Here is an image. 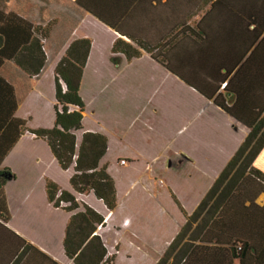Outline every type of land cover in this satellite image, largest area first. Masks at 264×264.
<instances>
[{
	"label": "crops",
	"instance_id": "0c3cea01",
	"mask_svg": "<svg viewBox=\"0 0 264 264\" xmlns=\"http://www.w3.org/2000/svg\"><path fill=\"white\" fill-rule=\"evenodd\" d=\"M132 4L126 9L129 10L127 13L115 17L107 15L106 18L114 26L110 27L79 7L75 0H0L1 29L6 28L8 21L12 29L24 27L26 21L44 27L48 39L53 36L63 38L54 55L48 51L47 45L46 50L43 47L44 63L34 75H29L9 60H3L0 64V179L4 169L10 172V177L0 184V215L6 216L5 222L0 219V264L13 262L14 254L2 252L3 241L12 239L13 234L45 255L30 252L25 255L26 259L19 258L20 261L15 264H73L62 248L64 228L71 211L52 206L44 190L46 181H51L60 189L71 192L68 182L71 168H60L46 141L35 137L28 129L52 126L54 65L71 40L87 37L90 49L79 83L81 93V83L89 69L94 45L85 31L78 30L83 21L101 27L109 34L105 60L98 67L90 68L105 70L92 72L97 83L111 80L116 74L113 71L123 62L132 64L137 61L141 69H146L145 77L150 75L152 79L165 83L170 80L169 83L181 85L180 89L187 91L182 98L178 93L175 95V106L160 105L158 109L163 117L171 111L170 125L172 128L175 123L177 143L187 126H191L190 133L204 134L211 127L210 116H221L225 126L242 130L225 164L248 129L216 105L213 97L218 95L219 101L227 106L235 102L237 111L251 99L255 100L256 106L264 104V86L261 88L258 82L259 70H264V0H138ZM114 5L111 0L107 1V14ZM129 35L149 48L152 45L156 47L147 52L132 43L127 37ZM117 37L135 46L139 55L126 60L121 54H113L118 61L108 59L111 44ZM228 70L225 79H221ZM202 92L212 95L208 97ZM151 95L148 99L161 100L164 97L165 101H172L173 96L158 91ZM180 101L185 103L180 104ZM154 109L157 112V108ZM256 110L252 112L250 109L246 116L250 115L251 118ZM33 114L39 116L35 121ZM41 115L45 121L40 120ZM84 129L102 133L93 127ZM193 140L188 136L184 142L192 144ZM180 148L183 152L189 151L184 144L177 145L173 153H178ZM108 153L107 139V149L102 159ZM166 156L162 158L164 161ZM116 158L118 161L123 158L127 162L129 160L125 155ZM103 163L109 165L108 160ZM256 168L264 174V169ZM81 195H92L97 199L92 193L75 194V199L79 205L82 200L98 211ZM259 196L261 198L257 200ZM254 202L263 205L264 194H258Z\"/></svg>",
	"mask_w": 264,
	"mask_h": 264
},
{
	"label": "trees",
	"instance_id": "16d2710c",
	"mask_svg": "<svg viewBox=\"0 0 264 264\" xmlns=\"http://www.w3.org/2000/svg\"><path fill=\"white\" fill-rule=\"evenodd\" d=\"M107 1L75 0V3L105 25L114 27L107 15L115 17L127 13L133 1L138 2L111 0L115 5L107 14ZM23 24L24 27L12 29L8 21L6 28H0V64L9 60L34 75L44 63L42 43L46 30L26 21ZM127 37L147 52L156 47L149 48L136 37ZM89 49L87 37L67 44L53 68V124L28 131L46 141L60 168H71L68 179L71 192L51 181L44 185L46 199L52 206L71 211L62 237L64 254L73 264H113L114 255L108 256L97 232V228L104 225V216L86 203L79 205L75 199V194L92 193L106 211H112L116 205L114 181L106 164L100 162L107 148L106 136L82 127L84 103L79 83ZM110 51L121 54L126 60L139 55V50L121 37L112 42ZM229 71L221 79H225ZM259 74L262 88L264 70H259ZM213 102L247 127V133L193 210L184 215L183 223L154 264H264V204L254 202L258 194H264V174L252 167V160L264 146V104L256 106L251 99L241 103L243 110L237 111L235 102L227 106L219 101L218 95L213 97ZM250 109L256 110L251 118L246 116ZM1 173L0 184L10 177L8 169ZM0 219L5 222L6 216L0 215ZM2 228L5 230V226ZM3 242L2 252L14 254L12 264L20 261L19 258L26 259L25 255L30 252L45 256L18 235L13 234L12 239Z\"/></svg>",
	"mask_w": 264,
	"mask_h": 264
},
{
	"label": "rangeland",
	"instance_id": "374dc122",
	"mask_svg": "<svg viewBox=\"0 0 264 264\" xmlns=\"http://www.w3.org/2000/svg\"><path fill=\"white\" fill-rule=\"evenodd\" d=\"M78 30L85 31L94 44L89 69L81 83L82 125L100 130L107 136L109 155L100 162L109 161L106 166L115 182L116 205L109 212L92 195L81 196L104 216V225L98 227L97 232L108 256L114 255L113 264H154L183 223L184 215L193 210L216 177L242 130L227 127L221 116L212 115L211 127L204 134L190 133L189 125L178 143L175 142V123L172 128L170 125L171 111L163 117L158 109L160 105L175 106V95L178 93L182 98L187 91L180 89L181 85L169 83L170 80H167L168 84L152 79L150 75L145 77L146 69H141L137 61L123 62L113 71L116 74L111 80L97 83L92 72L105 70L90 68L98 67L105 60L109 34L86 21ZM62 39L45 37L42 45L45 50L47 45L54 55ZM114 55L110 51L108 59L118 61ZM157 91L173 95L172 101H165L164 97L148 99ZM182 103L185 102L180 101ZM154 107L160 115L154 112ZM32 117L34 121L39 118L37 114ZM40 120L45 121L42 115ZM186 136L194 139L192 144L184 142ZM79 138L77 132V142ZM184 144L189 147L188 152L180 148L178 153H173L177 145ZM118 155L128 157V162L124 158L116 160ZM165 155L168 156L164 161ZM252 165L264 169V146L252 160ZM81 203L85 202L81 200Z\"/></svg>",
	"mask_w": 264,
	"mask_h": 264
},
{
	"label": "built area",
	"instance_id": "2783aa9c",
	"mask_svg": "<svg viewBox=\"0 0 264 264\" xmlns=\"http://www.w3.org/2000/svg\"><path fill=\"white\" fill-rule=\"evenodd\" d=\"M121 162H123V160H121Z\"/></svg>",
	"mask_w": 264,
	"mask_h": 264
}]
</instances>
